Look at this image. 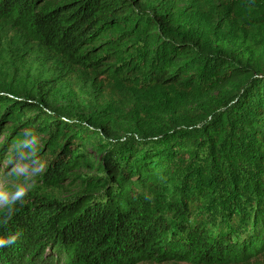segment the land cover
<instances>
[{"label":"trees","instance_id":"obj_1","mask_svg":"<svg viewBox=\"0 0 264 264\" xmlns=\"http://www.w3.org/2000/svg\"><path fill=\"white\" fill-rule=\"evenodd\" d=\"M5 62L0 163L12 139L34 184L0 264L264 260V0H0Z\"/></svg>","mask_w":264,"mask_h":264},{"label":"rangeland","instance_id":"obj_2","mask_svg":"<svg viewBox=\"0 0 264 264\" xmlns=\"http://www.w3.org/2000/svg\"><path fill=\"white\" fill-rule=\"evenodd\" d=\"M6 39H7V53H10L13 55V58L18 57L16 61L21 64V66L24 67L25 72H29L31 74H36L37 71L47 69L51 67L52 62L48 59L45 60V55L41 51H39L36 48L29 49V48H22L20 52L17 51L19 47V40L18 36L14 32L4 31L1 33ZM20 55H24L23 60L20 59ZM16 63V62H15ZM2 66V72L0 74V77H3L4 71L11 68L10 63L5 62ZM85 75L79 71V73L76 76V80L71 81L68 84V89L72 90L76 95L81 96L82 90H81V83L82 77ZM78 81V82H76ZM75 111H77V107L75 108ZM7 134L5 133L3 136H0V147L7 143ZM11 141L8 142L4 154L5 158L3 161L8 163L10 161L9 158H12L14 151L11 147ZM23 155H19L15 158V162H11V164L5 165L6 163H0V214L3 210H5L8 206L12 205L13 203L20 202L24 204V195H26L27 191H29L30 187L34 182L28 181V174L31 171V167L27 166L25 164V161L22 160ZM40 161L35 162L34 170H39ZM4 171H6V174H8L7 180L2 181L1 176L3 175ZM27 182V183H26ZM49 195H57L59 198L68 197L69 193H53V191H47ZM258 264H264V260L261 263Z\"/></svg>","mask_w":264,"mask_h":264}]
</instances>
